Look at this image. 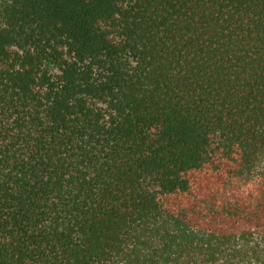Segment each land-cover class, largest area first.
Listing matches in <instances>:
<instances>
[{"label": "trees", "instance_id": "trees-1", "mask_svg": "<svg viewBox=\"0 0 264 264\" xmlns=\"http://www.w3.org/2000/svg\"><path fill=\"white\" fill-rule=\"evenodd\" d=\"M0 264H264V0H0Z\"/></svg>", "mask_w": 264, "mask_h": 264}]
</instances>
